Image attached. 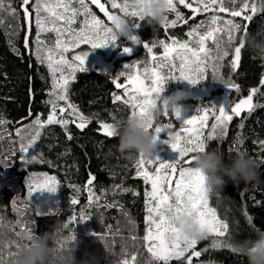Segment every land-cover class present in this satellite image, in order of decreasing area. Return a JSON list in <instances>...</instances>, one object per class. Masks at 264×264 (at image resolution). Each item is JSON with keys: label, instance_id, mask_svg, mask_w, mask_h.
<instances>
[{"label": "trees", "instance_id": "1", "mask_svg": "<svg viewBox=\"0 0 264 264\" xmlns=\"http://www.w3.org/2000/svg\"><path fill=\"white\" fill-rule=\"evenodd\" d=\"M6 2L10 3L12 8L19 9L20 0H5ZM255 2L259 7V0ZM227 6L232 7L230 4ZM178 10L188 21L187 24L180 21L175 28L167 30L160 24L153 30L145 21L141 22L135 18L134 22L131 21L132 25L141 23L142 27L133 30L134 34L139 35L142 41L144 38L149 42L152 39L165 40L169 36L184 40L188 39L186 33L192 25L207 20L211 15L207 13L199 21L194 19L184 7ZM220 15L225 19L232 18L228 14ZM168 18L175 19V14L170 13ZM232 19L240 22L241 31L242 28L244 31L245 22L242 18ZM19 23L21 21L18 19L17 24ZM204 30L201 29V31ZM3 31L4 33L0 31V116L10 123L0 128V134L4 137L0 140V161L8 165L5 167L4 163H0V216L4 217V221L11 223V230L5 239L0 240V248L4 251L6 258L9 250L7 245L17 240L15 232L20 230L19 225L13 226L19 216L13 211L12 201L15 200L16 206L23 210L24 205L28 203L29 180L48 175L55 176L59 182L58 199L51 210L42 211L32 195L31 210L27 214L36 221V235L52 234L53 239L50 245L60 251L74 250L76 264L90 258H94L96 264H121L125 259L131 264L133 255L137 257L135 264H147L150 254L142 239L146 229L143 195L146 186L142 179L134 178L135 163L139 155L133 159L122 155L116 147L119 143L118 137H105L99 130V121L115 123L113 116L115 120L123 121L131 115V109L128 106L121 102L113 103L112 94H122V89H116L112 82L116 75L89 67H86L85 72H78L76 80L70 83L69 99L93 122L83 131L77 129L74 124H69L73 135L71 141L67 139V133L59 125L47 126L41 130V138L30 150L32 154L38 156L37 162L24 163L20 159L23 154L19 153V137L16 135V129L23 126L21 121H24V125L30 123L31 121L26 119L30 115L34 118L36 114H40L41 118L46 120L51 110V106L46 102L50 99L48 94L51 91L52 76L46 65L38 64L34 53L29 54L24 51L23 30L19 31L18 40L10 27ZM240 33L236 34L235 42L229 49V57L224 59L223 67L219 70L223 82L214 81L211 67L207 68V71L210 70L208 78L212 85H227L230 82L240 85L239 92L235 89L229 92V99L233 103L246 98L253 87L259 89L253 99V103L258 105L255 110L241 117L234 116L224 138L206 142V150L221 152L226 163L237 152L230 151V147L238 143L240 151L245 152L259 165V183L253 182L246 185L243 181L238 184L229 181L223 190L209 194L210 206L215 207L218 216L229 225L228 234L220 238L228 243L234 240L255 239L258 233L264 232V206H262L264 205V150L259 145V141L264 140V107L259 106L264 105V85H258L264 76V51L244 43L240 64L232 70L230 68L232 49L241 43L239 42ZM247 35L255 37L258 43L264 41V11L254 15ZM13 43L24 52L23 58L13 50ZM209 46H212L211 41ZM99 50L97 48L96 52ZM162 50L157 47L156 53ZM139 56L140 54L135 58ZM135 58H124V61H132ZM116 64L120 66L119 61ZM120 82L125 83V78L121 77ZM219 93L221 90L212 93L211 97ZM183 104L190 109L195 106L190 100L183 101ZM167 123L169 122L162 121V124ZM241 123H243L242 128ZM176 127L172 126L171 130L176 131ZM39 158L52 163L40 162ZM89 174L96 176L92 190L101 196L100 203L104 205L114 202V207L97 208L95 204L88 207L86 180L89 179ZM116 186L129 187L140 194L134 196L131 192L123 193ZM73 196L79 199V205H71ZM82 208L90 213L91 219L81 224L69 223L70 215L79 216ZM35 210L41 213L47 212V214L35 216ZM248 216L252 218L251 222L248 221ZM65 223H69L67 229L64 227ZM90 233L103 234L104 239ZM73 234L76 235V240L68 241L61 249L60 242ZM212 239L213 237L200 243V250L207 249V251L202 252L201 257L195 259L194 264H247L246 258L235 254L231 248H211ZM11 250L16 249L13 246ZM153 264H162V262L153 261ZM169 264H186V262L173 260Z\"/></svg>", "mask_w": 264, "mask_h": 264}, {"label": "snow or ice", "instance_id": "2", "mask_svg": "<svg viewBox=\"0 0 264 264\" xmlns=\"http://www.w3.org/2000/svg\"><path fill=\"white\" fill-rule=\"evenodd\" d=\"M103 16L107 18L108 23L104 19L99 18L92 8L89 7L86 0H76L77 6H74L73 0H20L19 9L12 8L11 4H5V0H0V12L5 9L9 12L13 20L19 19L21 23L17 24L13 32L18 34L20 30L24 32L23 49L29 54H33L32 44L34 43V57L39 65H46L52 76L50 99L46 102L51 106V110L45 119L40 114H36L34 118L30 115L26 119L31 122L24 125L21 121L20 128L16 129V135L19 137V153L23 154L20 159L24 163L37 162L38 156L30 152L41 138V130L47 126L59 125L65 133L67 139L71 141L73 135L70 132L69 124H74L77 129H86L93 121L85 116L79 108L69 99L70 83L76 80L77 73L87 71L85 61L88 51H79L69 59L66 54L79 49L81 45L90 46L92 50L107 47L108 45H117L118 38L113 34L111 29V20L114 15H125L127 17L138 18L143 21L138 10L133 5L132 0H90ZM106 3L110 4L111 9L119 10L109 11ZM168 13H174L175 19L169 20L168 16L164 17L162 26L165 30L175 28L177 23L185 20L184 15L178 10L177 5H182L185 9L191 10L193 17L200 13H211L207 20H202L199 24L192 25L186 33L188 39L180 40L169 36L165 40H153L151 43L143 42V48L146 49L152 63L147 61H136L132 64H126V71H121L113 79L116 89H122V94L113 93L112 100L121 102L131 109L130 117L137 115L143 117L147 115L150 105L155 104L163 92L169 81H187L191 85H197L207 80V68L213 69L212 79L220 80L223 78L219 74V70L223 67V61L229 57V49L235 42L236 34L240 33L242 24L232 18H242L244 22H251L257 12L264 11V0H259L260 6H257L255 0H167ZM232 5L229 8L227 5ZM239 4V7H237ZM195 5V6H194ZM251 13V14H248ZM220 14H228L229 19H225ZM79 17H83L80 26L74 27ZM141 23H134L133 30L141 29ZM35 29L34 41L31 40ZM205 29L201 31V29ZM246 31V25H245ZM47 33H55L54 46H49L45 39H42ZM226 37V38H225ZM134 45H140L142 39L137 34H132L127 38ZM170 40V42H166ZM211 41L212 46H209ZM13 50L18 56L23 58L24 52L13 43ZM157 47L163 49L162 55H157L154 49ZM244 42L232 49L233 56L230 62V68L235 70L241 61L242 49ZM122 51L130 54L131 47L123 46ZM141 65L143 67L141 68ZM165 69L167 71H165ZM123 77L126 83L120 82ZM260 84L264 85V78L260 80ZM227 87L240 91V85L237 83H228ZM259 89L253 87L246 98L240 99L234 106L224 107L219 105L213 106L211 112L204 109L200 114V110L196 109L197 114L187 116L174 115V119L181 122L179 131L174 132V140L168 145L173 151L178 152V157L172 161H163L159 155L145 159L143 155H139L135 163V177L142 179L146 186L144 195L145 206V235L143 241L150 259L147 264L162 262L169 264L170 261H186V264H193V258H199L202 252L207 249L197 250L199 241L188 240L181 235L180 224L184 216H192L199 224L201 230L205 233V238L213 237L211 248H231L230 243L220 238L225 237L229 231V225L222 220L215 207L210 206V191L204 184V176L199 170L192 168L193 153L203 152L206 150V142L215 139L224 138L230 122L235 117H241L242 113L251 114L258 106L253 103L254 96ZM64 102L63 106L59 102ZM264 107V105H259ZM30 111V110H29ZM163 115L168 116L167 112ZM214 119L210 130L205 136L204 130L208 128L209 116ZM112 119L115 123L99 121V130L105 137H116L117 125L120 121ZM10 123L3 116H0V128ZM154 119L149 118L146 121V128L154 131L158 139H160V128L154 127ZM172 128L173 123L170 120L167 124ZM240 127H243L241 123ZM0 134V140H3ZM166 142V141H162ZM260 148L264 150V140L259 141ZM240 151L239 144H233L230 149ZM40 162L51 164V161H44L39 158ZM0 163H4L0 161ZM7 167V163H4ZM149 166H152L151 168ZM96 177L89 174L87 180L88 186V207L93 204L99 207H114L115 203L102 205L100 203L101 196L92 190L93 182ZM58 181L55 176L44 175L43 179H30L27 183V199L28 203L24 205V209L16 206V201H12L13 211L19 218L13 226L19 225L20 230L15 232L17 240L9 242L7 247V258L2 248H0V264H11L12 258L16 252L11 248L14 246L18 250L23 241L30 243L38 238L35 234V219L28 216L31 210L30 201L34 192L47 191L55 193L58 189ZM150 186V187H149ZM123 193L131 192L134 196H139V192L123 186H116ZM80 191V189H76ZM71 205H79L80 201L73 196ZM264 206V205H262ZM47 212L41 213L35 210V216L46 215ZM247 216V213H245ZM91 219L90 213L85 209H80L79 216L70 215L69 223H84ZM251 222L252 218L247 217ZM4 221V217L0 216V222ZM69 223H65L67 229ZM131 223V221H130ZM93 236L99 235L100 239H104L103 234L90 233ZM136 239V237H133ZM76 235L60 242L62 249L68 241H75ZM137 257H131V264H135ZM121 264H130L125 259Z\"/></svg>", "mask_w": 264, "mask_h": 264}, {"label": "clouds", "instance_id": "3", "mask_svg": "<svg viewBox=\"0 0 264 264\" xmlns=\"http://www.w3.org/2000/svg\"><path fill=\"white\" fill-rule=\"evenodd\" d=\"M132 3L147 26L155 30L162 24L168 9L167 0H132ZM110 26L117 38L127 39L133 31V25L125 15H114ZM241 40L254 49L264 51V41L258 43L255 37L249 35L242 36ZM187 98L188 92L183 89H178L170 95L162 94L155 104L149 106L146 116L137 115L120 121L116 135L119 139L116 146L119 153L129 159L141 154L145 159L159 155L163 150L162 144H169L174 140V132L167 124L156 123L155 127L160 128V137L167 134V139L162 140L166 142H162L154 131L147 130L146 121L152 118L157 122L164 112L184 115L188 109L183 101ZM227 161L226 163L221 152L205 150L193 155L192 168L203 173L204 184L210 192L223 190L229 181L234 184L243 181L246 185L259 183V165L245 152L237 151ZM10 230V222H0V240L5 239ZM180 232L188 240L201 241L205 238V233L192 216L183 217ZM52 239V234L45 233L38 235V238L30 243L22 244L15 250L11 264H76L74 250L60 251L50 245ZM230 247L235 254L245 257L247 264H264V232L258 233L255 239L234 240ZM80 264H96V261L90 258Z\"/></svg>", "mask_w": 264, "mask_h": 264}, {"label": "rangeland", "instance_id": "4", "mask_svg": "<svg viewBox=\"0 0 264 264\" xmlns=\"http://www.w3.org/2000/svg\"><path fill=\"white\" fill-rule=\"evenodd\" d=\"M73 3H74V6L78 7V4L76 3V0H73ZM86 3H87V1H86ZM5 4H8V3L6 2ZM88 5H89L90 8H92L91 7L92 5L89 2H88ZM177 7H183V6L178 4ZM92 10H93V8H92ZM116 12L119 13V10L117 9ZM165 16L169 17L170 13L166 12ZM129 19H132L133 21L132 20L131 21L134 22L135 18L129 17ZM136 19H138V18H136ZM82 20H83V17H79L77 19V22L74 25V27L78 28L80 26V23H81ZM17 22H18V19L17 20H13L11 15L7 11V9H5L3 12H0V25L3 26L4 28L10 27L11 29H14L16 27V25H17ZM34 33H35V29H33V35L31 37L32 41H34ZM133 34H134V32H133ZM22 35H23V39H24V32H23ZM246 35H247V33H246ZM242 36H244L243 28H242V31L240 33V37H239L240 40L238 39L239 42L241 41V37ZM55 38H56L55 37V33H47L44 36H42V39H45L49 46H54ZM117 45H120V46H113V45L110 44L107 47L98 48V49H100L99 52H96V49L92 50L90 48V46H87V45L82 46L81 45L79 49H75V50L67 53L66 56L70 59L71 56L73 54H75L76 52L88 51V56H87V59L85 61V67L98 68L100 70L110 72V73H112V74H114L116 76L118 75L119 72L126 71V69L124 68V66L126 64L130 65V64H132L133 62H136V61H141V62L142 61H147L148 64L152 63V61H151L146 49L143 48V43H141L140 45H134L130 40H128V39H126L124 37H120V38H118ZM124 45L125 46H129L132 49H134L135 52L137 53V55L140 54V56L137 57V58L134 57L135 59H133L132 61H129V60L128 61H124V59L117 60V61H112V60L110 61L109 57L110 56L112 57V55L114 56V52L115 51L118 52L119 49H121V46H124ZM34 47H35V45L33 43L32 44L33 53H34ZM154 52L155 53L158 52L157 48L154 49ZM162 53H163V50H162V52H159V53H156V54L159 56V55H162ZM69 54H70V56H69ZM118 61L120 63V66H117L118 64H116V63H118ZM142 67H143V65H141V68ZM210 70H211V72L213 71L212 68H210ZM165 71H167V70L165 69ZM221 73H223V72H221ZM192 86L193 85H191L189 83H183V81H169L168 84L165 87V91H164L163 95H170L169 93L171 92L172 89H173V92H175L176 90L181 89V87L182 88H186L187 90H190L192 88ZM122 92H123V90H122ZM188 96H189V93H188ZM207 98H208L207 102L205 101V102H202L201 104L198 103V104H196L194 106L193 109H190L189 107H187L188 110L184 113V116L187 117V116H191V115L197 114L196 109H199L200 110V114H202L204 109H209V112H211V110H212L214 105L216 107H218L219 105H223L224 107H227V106L231 107V106H234V104H235L232 101H230V99H227V97L224 94H221V93H219L218 95H215V97H211V95H210ZM238 102H236V103H238ZM59 103H60L61 106H63L64 102L61 101ZM201 108H202V110H201ZM170 120L172 121L173 126H177L175 128V130L179 131L180 127H181V122L175 120L173 114H171V113H168V116H165V115L162 114L159 117V120L157 122H154L153 128L156 126V123H162V121L169 122ZM212 123H214V119L210 115L209 116V122H208V128L204 130V134H206V132L208 130H210V127H211ZM176 131H174V132H176ZM160 139H161V141L164 140V138L162 136L160 137ZM162 148H163V150L159 152V157L163 161H172V160L176 159L178 157V155H179L178 152L173 151L168 144H162ZM194 154L195 153L190 154V155H194ZM190 166H192V165H190ZM149 167L151 168L152 166H149ZM43 177L38 178V179H43ZM33 179H35V178H33ZM33 195L36 198V200L38 202V205L42 209V211L51 210L52 206L54 204H57V199H58L57 191L55 193H50V192L41 190V191L34 192ZM210 238L211 237H208L207 239H203V240L199 241V243L197 245V250H200L199 245H200V243L202 241L209 240ZM195 259L196 258H193V264L196 262Z\"/></svg>", "mask_w": 264, "mask_h": 264}, {"label": "flooded vegetation", "instance_id": "5", "mask_svg": "<svg viewBox=\"0 0 264 264\" xmlns=\"http://www.w3.org/2000/svg\"><path fill=\"white\" fill-rule=\"evenodd\" d=\"M87 1V3L89 2L90 4H91V2H90V0H86ZM101 2L102 3H105V0H101ZM92 5V4H91ZM90 5V6H91ZM92 8H93V11H94V13L95 14H97V16L99 17V18H101V19H104L105 20V22L106 23H108V21H107V18L106 17H104L103 16V13H101L100 11H99V9H97L96 7H95V5H92L91 6ZM106 8H108L109 9V11H115L116 12V10H113V9H111V6H110V4H107L106 3ZM178 8H180V7H178ZM187 11H189V13L191 14V16L193 17V14H192V12H191V10H189V9H187ZM205 14H207V13H200V14H196L193 18L194 19H196V20H199V21H201L202 20V18L201 17H203V15H205ZM129 18V17H128ZM132 19H130V21H131ZM246 23L247 22H245V25H246ZM5 28L3 27V26H1L0 25V31L2 32V33H4V30ZM34 29V28H33ZM10 32V31H9ZM13 34L17 37V40L19 39V34H16V33H14L13 32ZM154 39H152L151 41H153ZM143 42H148V43H151V42H149L148 40H145L144 38H143V41H142V43ZM125 46V45H124ZM122 47L123 46H121V49H119V51L118 52H114V56L112 55V57L110 56L109 57V60L111 61H117V60H122V59H124V58H130V57H135L136 55H137V53L135 52V50L134 49H132V52L130 53V54H127V53H124L123 51H122ZM127 47H129V46H127ZM210 74V72L209 71H207V77H208V75ZM263 78H264V76H263ZM183 83H188L187 81H183ZM258 85L259 86H263V85H261L260 84V82L258 83ZM181 89H183V90H185V91H187L188 93H189V98H187L186 100H190V101H193V104H201L203 101H205V100H207V97H209L212 93H217V91H219V90H221V94H224L226 97H227V99H229V92H231L232 91V89H230V88H228L227 87V85H217V86H214V85H212L211 83H210V79L209 78H207V80H205V81H203V82H201L200 84H197V85H193L192 86V88L190 89V90H187L186 88H182L181 87ZM192 91V92H191ZM173 92H171V93H169V94H172ZM209 94V95H208ZM246 113V112H245ZM245 113H242L241 115H243V114H245ZM168 124V123H167ZM164 139H167V134L165 133V134H163V135H161ZM94 175V174H93ZM95 176V175H94ZM96 177V176H95ZM88 180V179H87ZM87 180H86V187L88 188V186H87ZM96 180V179H95ZM95 182V181H94ZM94 182H93V184H94ZM93 186V185H92Z\"/></svg>", "mask_w": 264, "mask_h": 264}, {"label": "water", "instance_id": "6", "mask_svg": "<svg viewBox=\"0 0 264 264\" xmlns=\"http://www.w3.org/2000/svg\"><path fill=\"white\" fill-rule=\"evenodd\" d=\"M251 22H247L246 23V31H245V27H244V36L246 35V33H247V30H248V27H249V24H250Z\"/></svg>", "mask_w": 264, "mask_h": 264}]
</instances>
